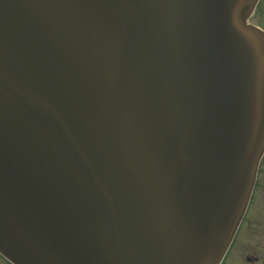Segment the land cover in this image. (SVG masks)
I'll return each mask as SVG.
<instances>
[{"label":"water","instance_id":"obj_1","mask_svg":"<svg viewBox=\"0 0 264 264\" xmlns=\"http://www.w3.org/2000/svg\"><path fill=\"white\" fill-rule=\"evenodd\" d=\"M258 0H0V255L220 264L264 153Z\"/></svg>","mask_w":264,"mask_h":264},{"label":"rangeland","instance_id":"obj_2","mask_svg":"<svg viewBox=\"0 0 264 264\" xmlns=\"http://www.w3.org/2000/svg\"><path fill=\"white\" fill-rule=\"evenodd\" d=\"M249 23L264 29V0L258 3ZM261 194L259 189L251 209L252 219L245 223L227 264H246V258L251 255L262 256L264 262V196Z\"/></svg>","mask_w":264,"mask_h":264},{"label":"flooded vegetation","instance_id":"obj_3","mask_svg":"<svg viewBox=\"0 0 264 264\" xmlns=\"http://www.w3.org/2000/svg\"><path fill=\"white\" fill-rule=\"evenodd\" d=\"M259 189H261V191H262L261 196L263 197L264 196V157H263V159L261 161V165H260L259 170H258L256 183H255L252 195H251V199H250V203H249L246 215H245V217H244V219H243V221H242V223H241V225H240V227L238 229V232H237V234H236V236H235V238L233 240V243L231 245L230 251H229L227 257L225 258V260H224V262L222 264H227V260L230 257L229 254H231L232 249L236 245V242H237L240 234L242 233V230H243V227H244L245 223L247 221H251V219H252V217H250L251 209L253 207L254 199H255V197L257 195V191ZM261 203H262V201H261ZM262 258H263L262 256L259 257V256L251 255V256H248L245 261H246V264H264V262H261ZM0 264H9V263H7L5 260H3L0 257Z\"/></svg>","mask_w":264,"mask_h":264},{"label":"bare ground","instance_id":"obj_4","mask_svg":"<svg viewBox=\"0 0 264 264\" xmlns=\"http://www.w3.org/2000/svg\"><path fill=\"white\" fill-rule=\"evenodd\" d=\"M257 7V6H256Z\"/></svg>","mask_w":264,"mask_h":264}]
</instances>
